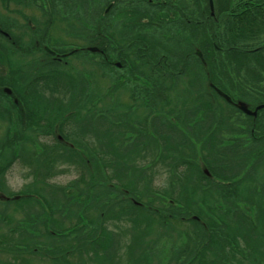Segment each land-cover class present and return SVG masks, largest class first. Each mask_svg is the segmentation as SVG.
<instances>
[{
    "label": "trees",
    "instance_id": "obj_1",
    "mask_svg": "<svg viewBox=\"0 0 264 264\" xmlns=\"http://www.w3.org/2000/svg\"><path fill=\"white\" fill-rule=\"evenodd\" d=\"M206 1L207 3L209 2V0ZM240 1L250 0H239L238 2ZM257 1H262V3H264V0ZM262 3L259 5L253 4L249 7L241 3L239 5L240 10L236 12L232 10L234 5L230 6L231 0H214L212 7L209 3L207 4L208 13L210 12L207 23H209L210 30L205 37L206 40L204 42L199 41L198 44L199 50L203 53V58L196 54L198 49H191L195 60L190 66L188 81L184 82L183 80L187 72L188 61L184 63L182 69L180 68L176 72L170 73L167 66L161 67V65H163L162 56H159L157 61L151 60V63L156 66V68H160V72L156 75L149 76L147 74H141L140 76H142L146 82L151 83L155 92L164 90V88L167 87L168 90L170 88L171 91H174L173 94H175L171 97L165 95L158 96L164 103L158 110L151 111V115L155 120L163 119L165 118L164 116H171L176 124V126H174V123L170 125V121H168L169 125H166L167 129L160 130V128H153V134L160 136L158 138L159 140H154V144L148 143L141 147L140 141L126 143L127 140L122 139L119 143L121 152L118 153L120 156L115 157L118 160L108 158L110 162L105 163V157H109L108 151L106 150L108 144L102 143L100 139L98 140L99 144L88 140L85 135L89 132L90 125L85 123V126L88 127L82 126L80 131H77L72 138L71 134L60 125V122H54L52 124L51 128L54 127L52 137L55 144L58 146L64 147L65 149H67V147L71 149L74 148L76 151L87 150V152H89V148L92 147L90 149L94 154V160L89 155L87 159L82 156L80 160V154L73 151L77 157L75 161L73 160V156L68 152L61 153L57 161L76 162L78 165L81 164L84 174H80L79 181L84 183L85 186H88L90 181L88 182L86 180V176H91L92 180L99 181V186L104 188L103 190L95 189L97 190L94 196L96 199L95 207L98 210V214L95 217L88 214V205L82 203L81 199H83V196L78 192V180H73L65 185L55 184L51 180L52 176L55 174V172L52 174V171L55 170V164L50 167L45 166V170L42 172L38 170L36 166L34 168L37 160L34 158L30 159L23 149L26 143L32 145H49L47 142L39 143L37 141L36 138L39 137L40 134H36L34 139L29 132H26L32 126L31 122L35 120L34 106L30 101L20 99L14 91L18 89V87L6 80L8 74L6 70L8 69L9 76L12 74H23L25 72L23 69L18 71L14 70L13 64L22 58L21 53H28L30 55L31 50L26 52V50L19 49V47H11L3 43L0 44V49L3 48L7 53L5 55V64H1L0 66V85L9 86L11 89L13 88L12 94L0 92V96L5 94L18 100L16 103L12 100L7 107L9 111L11 109L15 110V114H17L15 124L16 130H13L12 133V135L16 134V136L14 135L11 137V128H9L6 137L7 140L9 137L10 139L16 138V141L17 139L25 140L24 144H21L20 140L17 141L18 144H16L14 148V151L17 150V154L8 160V163L4 165L3 169H0V253L11 254L12 256L10 255V257H13V261H15L16 264H31L32 259L29 256L38 254L45 257L42 255L44 254L42 247L44 244H47L45 242L50 241V244L55 243L58 245L57 248L51 249L50 255L47 256L51 261H54V264H68L67 259L70 256L77 258V261H74L72 264H123V258H118L120 261L116 263L118 255H114L112 261H109L108 256L103 258L104 256L101 255V253L105 254V250L102 249L100 252V248H107L109 245V243H107L109 240H107L106 237L113 239L110 234L112 233L117 234V236L122 239L128 238L130 234L132 236V231L128 228V223H133V225H135L141 222H147L148 225H150L153 219H149L154 216H160L159 220L162 222L164 229L168 228L171 230L170 224L174 220H176V223L187 222L190 224L188 229L182 234L186 238V251L183 250L186 253L184 254L183 251H180V248H177L178 243L176 239V242H174V249H179L180 252L177 255L176 250L171 262L169 261L166 264H196L195 262H197V264H259L263 261L264 231L258 228V226L262 227V221L264 220V184H261L260 181L257 182L258 178H256V175L258 176V174H254V176L252 174L260 164L264 163V101L257 104L256 96L250 93L252 88H257V86L253 85L254 83L260 85L259 83L264 80L262 75L264 74V41H259L264 38V8H260L264 6ZM238 4L235 5L238 6ZM111 7L112 6L109 7V10ZM198 10L201 11L199 15L205 17L204 12L207 13L205 7H200ZM230 10H232L233 13H230ZM192 13L194 14L195 12ZM1 28L2 27H0V29ZM11 30L12 29L7 28L6 32H10ZM13 35L16 34L9 35L7 39L9 43L13 42L9 41L13 38ZM42 35L44 36H41L42 39L40 38V40H43V42L37 45L39 50H35L36 53L38 51L41 52L43 49L45 52L43 56L37 54L38 61L50 57L52 54H58L55 52V49V53H52L51 50L47 48L48 46H45L47 45L46 42L49 38V34ZM17 37L19 38V36ZM253 39L260 44L252 48H245L246 42ZM94 40L97 42L94 46H98L99 43L106 41V39L103 41L100 39ZM98 40H100V42ZM32 41L33 40H31V43ZM244 42L245 46L243 47L241 43ZM115 44L118 45L117 42H115ZM34 47H36V45ZM99 47L98 50H90V54L100 55L101 58H110L107 49L101 46ZM155 47L156 46L149 43L146 49L152 50ZM40 48H42V50H40ZM133 48L135 51L138 50V47H132L129 50H124L116 54L113 65L119 68L131 67L136 61L133 57H129L131 56L130 51ZM201 48H205V51ZM216 52L225 54V60L220 58V62H215L213 59ZM193 55H191V57ZM13 57H17V59H13ZM184 57L188 58L189 56L185 54ZM147 58L149 59L148 55ZM35 59L36 57L28 63L30 71L32 70V64ZM52 60L55 62L58 61ZM240 60L244 61V64H235ZM46 66V64L41 65V67ZM198 67H202L203 71H200ZM226 67L229 68V70H227ZM230 73L235 74L234 79ZM57 75L58 73L54 68L49 70V74H45V76L42 77V81L45 82L44 85L52 80L56 84V88H64V95L71 96V105L77 104V102L73 103V89L75 87H70L71 82H68L69 89L67 88V84H58ZM24 77L27 80L29 79L27 75ZM168 77H171L170 80ZM108 79L111 84L114 83L116 88L120 86L117 83V79ZM235 81H237V83H235ZM252 85L253 87H251ZM216 87L227 93L232 98V103L222 98L217 93ZM140 91L142 90L139 87L135 90L132 89V92L137 96L143 95ZM85 93L84 91L82 98H84L85 107H87L93 103L94 99ZM239 101H244L252 110L258 106L262 107L256 111V114H247L237 105ZM97 102H105L106 105V101L99 100ZM151 103H153V101ZM107 104L109 107H115V109H110L108 111V115L111 112L113 117L118 118L119 123L116 127H121V130H118V134L121 136L126 135V133L130 131L127 118L135 114L138 108L136 107L134 110L133 106L128 107L127 105H122L118 100L114 102L113 99L109 101V103L107 102ZM153 104L156 105L155 103ZM222 104L231 111L235 110L242 115L245 119H241V121H244L245 124H247L246 122L248 121L250 122L251 125L246 132L248 135L247 137H240V139H238L240 135H243L242 130L239 134L232 135L235 130L234 128H230L232 124L228 123L230 119L229 113H227L228 111ZM136 105L140 106V102ZM146 105L147 102L144 101L141 107ZM79 108L80 100L73 109L78 110ZM157 108L158 107H156V109ZM5 109V106L0 102V113L4 112ZM200 112L203 117L202 119H205V122L202 124L198 123L200 119L196 116ZM72 115L73 113L69 111L66 112L68 118L72 117ZM104 116L105 114L101 108L95 106L92 110V114L88 116V122L93 123L102 121L103 123L101 126H107L111 123V120H101ZM45 120L46 118L37 123H41ZM205 123H207L206 128L211 127L209 133H206V128H204ZM135 124L138 126L137 122ZM218 124H220V127H218ZM35 125L36 124H34V126ZM92 126L95 128L98 127V124H93ZM223 126H225L223 134L230 135V137H233L234 141L241 140L238 143L230 145L231 148H229V152L234 154V158L240 157L241 160L245 161L243 165L239 163L237 164L238 166H234L229 174H226V172L232 168V165L225 166L223 171L222 168L218 167V164L213 160L210 154V152L217 150V148L210 149V146L213 147L212 139L214 133L217 132V129L221 130ZM133 130L135 134H146V130L139 126H134ZM35 132L37 133V128ZM175 133L179 135V140L174 135ZM174 138H177L178 141L171 146V141ZM76 139H80L81 141L78 142ZM230 139L231 138H227L226 140L230 141ZM221 140L225 141L224 139ZM85 143L88 145L87 148L84 147ZM239 144L247 147V155L244 151L242 152V150L239 149ZM114 145L115 143L109 144L111 147ZM253 145H259L261 147L254 151L251 149ZM39 147L41 149L40 154L45 152L49 155L52 152L49 146ZM186 147L191 149L190 152ZM171 148L172 151L169 152ZM198 152L200 153L198 154ZM241 152L247 156L246 159L241 157ZM253 154L254 157H252ZM251 158L253 159L252 162H254L253 166L247 168L248 164L246 160L249 163ZM19 159H21L22 165H27L29 167L28 176H26V178L30 179L29 173L31 168V174L34 176L35 172V178L41 175L39 177L40 180L45 183V186L49 185L47 187H49L50 190L47 194L55 195L53 193L59 191L64 200L57 199L52 201L44 197L45 195H43L40 190L32 191L34 187H28L29 184L23 189H20V191L12 190L7 183L6 171ZM98 159L104 162V174L98 166L96 169L97 173H95L93 161ZM119 159L124 160L126 163H122ZM136 161L139 165H136ZM21 163L19 162V164ZM111 163H113V165H108ZM159 165H163V168H168L169 170L165 169L168 173L169 171H174L173 176L170 178L169 186L176 182L179 184L183 182L185 188L187 181H191L195 185L194 191L186 193V191L181 188V184L180 189H176L175 186H172L174 188V190L172 188L173 192H170L169 189L166 188L167 185L161 187L155 186L156 188L152 185L151 187L150 184H153V177L156 175L154 170ZM110 167H113L112 172H109ZM191 169L193 171H191ZM87 172L88 175L86 174ZM94 174L95 176L93 177ZM143 174L145 176H143ZM249 176H251V179L247 181ZM105 179L109 180V182ZM204 181H206L207 184L202 183ZM139 183L145 184L147 188H151L149 196H147L148 194H144L145 192L136 190L138 185H140ZM131 186L135 187L133 191ZM76 192L80 195V199H78V201L72 200L73 202H71V195ZM108 192L114 193L113 196H115V198L113 200L107 195ZM127 194L136 201V204L134 203L135 206H132L133 208L131 206V208L127 207L129 205H123V202L126 201L125 197ZM123 196L125 197L122 198ZM146 198L149 199L146 200ZM220 200L230 202L234 208L218 211L219 207L217 208L216 202ZM29 201L39 204L44 213L42 215H33L32 219L27 220V223L29 222L31 226H28V229H22L28 237L35 242H33L31 246H24L21 243H17V245L22 247L11 246L12 237H14L17 232L20 233L21 231L13 227L5 226L11 221V217L7 212L10 211V209L14 211L21 209L28 214L30 213V209L29 207L25 208L24 204H28ZM161 201L163 203L169 201L171 203V208L168 210L162 205L160 207L157 203H161ZM200 203L205 206L201 207ZM241 203L256 208V216L259 222L257 225L252 223L241 207L239 209ZM74 206H78V208L75 210L73 209ZM59 207L66 211V213L62 212L65 215H61L60 217L63 218L58 217L57 219L55 218V214L62 210H60ZM116 212H118L117 215H113V213ZM209 214L213 216L210 217ZM35 216L37 218H35ZM41 217L44 218L38 222L37 219ZM215 219L217 220L215 221ZM224 223L226 229L223 228ZM109 227L113 229L109 230ZM31 232H38V234L34 233L35 235H32ZM166 233L170 235L168 232ZM69 236L72 237L70 240L67 239ZM45 238H47V240H45ZM61 243L62 245L66 243V246H62ZM208 244H211L212 247L215 246L218 251H215L214 254L210 256L204 254L208 251L206 247ZM192 245L194 247L197 245V248H200L203 253L196 249V253L194 254L189 248ZM124 248L123 253L125 254V251L133 247L129 244V246L126 245ZM14 250H17L16 253H14ZM133 253L134 252L127 253V260L129 255L133 257ZM133 261L134 259H131L129 262L133 263Z\"/></svg>",
    "mask_w": 264,
    "mask_h": 264
},
{
    "label": "rangeland",
    "instance_id": "obj_2",
    "mask_svg": "<svg viewBox=\"0 0 264 264\" xmlns=\"http://www.w3.org/2000/svg\"><path fill=\"white\" fill-rule=\"evenodd\" d=\"M238 1L239 0H231L230 6L234 5L232 8L234 12L240 10L239 5L241 3H243L246 7L262 3V1L259 2L257 0ZM213 2L214 0H209L208 2L211 7L213 6ZM208 3L206 0H0V27H2L0 29V44L3 43L11 47H19V49L26 50V52L31 50L30 55L28 53H21L22 58L13 64L14 70L18 71L23 69L25 72L23 74H12L9 76L8 69L6 70L8 73L6 80L18 87V89H15L14 91L20 99L28 100L34 106L35 120L31 122L32 126L26 132H29L34 139L36 134H40L39 137L36 138L39 143H49V145H32L30 143H26L23 149L26 151L30 159L34 158L37 160L34 168L36 166L37 169L42 172H44L45 166L50 167L55 164V170L52 171V174H54V172L55 174L51 178L52 182L55 184L58 183V185H65L73 180H78V192L83 196V199H81L82 203L88 205V214L90 216L95 217L98 214V210L95 207L96 199L94 196L97 191L95 189L103 190L104 188L99 186V181L97 182L92 180L91 176V180L89 176H86V180L88 182L90 181L88 186H85L84 183L79 181L80 174H84L82 172L83 168L81 167V164L78 165L76 162L57 161L60 158L61 153L67 152L73 156V160L75 161L77 157L73 151H76V149L74 150V148L71 149L68 147L65 149L64 147H60L55 144L52 137V132L54 130V127L51 128L52 124L54 122H60V125L71 134L72 138L75 136L77 131H80L82 126H85V123L90 125V130L85 135L88 140L99 144L98 140L100 139L102 143L108 144V146H106V150L108 151L109 157H105V163L110 162L108 158L118 160L115 157L120 156L118 153L121 152L119 143L122 139L127 140L126 143L140 141L141 147L148 143L154 144V140H159L158 138L160 136L153 134V128H160V130L167 129L166 125H169L168 121H170V125L174 123V126H176V124L171 116H164L165 118L163 119L155 120L151 115V111L158 110L164 103L158 96L165 95L167 97H171L175 94H173L174 91H171L170 88L168 90L167 87L164 88V90L155 92L151 83L146 82V80H144L140 75L147 74L151 76L158 74V72H160V68H156V66L151 63V60L157 61L159 56H162L163 65H161V67L167 66L170 73H174L180 68L182 69L184 63L188 61L187 72L183 77L184 82L188 81L190 76V66L195 60L191 49H199V41L204 42L206 40L205 37L208 35L210 30L209 23H207L210 14V12L208 13ZM235 4H238V6ZM263 4L264 3H262V5ZM110 6L112 7L109 10ZM200 7H205L207 12H204L205 17H201L199 15L201 11L198 10V8ZM260 8L263 9L264 6ZM232 10L229 12L233 13ZM192 12L195 13L193 14ZM7 28L12 30L10 32H6ZM41 32L42 34H49L47 42L45 40L47 44L45 46H48L47 48H49L52 53L57 52L58 54H52V56L38 61L37 54L43 56V53L45 52L42 48H40V50H42L41 52L38 51L36 53L35 50H39L37 45L43 42V40H40V38L42 39L41 36H44ZM11 34H16L19 38L16 35H13V38L9 40L10 42H13L9 43L7 39ZM94 39H100L101 41L106 39V41H103V45L100 46L107 49L110 58H101L100 55L90 54V49L94 50V45L97 43ZM31 40H33L32 43ZM100 40L98 41L100 42ZM259 41H264V38ZM115 42H117L118 45H116ZM149 43L156 47L152 50L146 49ZM259 44L260 43L258 41L253 39L246 42L245 48H252L253 46ZM35 45L36 47H34ZM241 45L244 47L245 42L241 43ZM132 47H138V50L135 51L133 48L130 51L131 56L129 57H133L136 60L131 67H115L113 62L116 59V54L124 50H129ZM2 49H0V66L1 64H5V55L7 54L6 51L4 49L2 51ZM54 49L56 50L55 52ZM201 49L205 51V48ZM185 54H188L189 57H184ZM147 55L149 56V59L147 58ZM191 55L193 56L191 57ZM224 55L225 54L223 53L216 52L213 60H215V62H220V58L225 60ZM35 57L36 59L33 61L32 70L30 71L28 63ZM13 59H17V57H13ZM52 59L58 61L55 62ZM42 64H46L47 66L41 67ZM235 64H244V61L240 60ZM52 68H54V70L58 73V84H67V88L69 89L68 82H71L70 87H75L73 89V103L77 102L78 104L80 100V108L78 110L73 109V107L77 104L71 105V96L64 95V88H56V84L52 80L44 85L45 82L42 81V77H44L45 74H49V70ZM201 68L198 67L200 71H203V68ZM227 70H229V68H227ZM25 75L29 77L28 80L25 79ZM230 75L234 79L235 74L230 73ZM262 75L264 77V74ZM108 78H113V80L117 79V83L120 86L116 88L114 83L111 84ZM170 78L171 77H168L169 80ZM235 83H237V81H235ZM259 84L260 85H258V83H254L253 85L257 86V88H252L250 92L252 95L256 96L257 104L264 101V87H260L264 86V80ZM253 85L251 87H253ZM138 87L142 90L140 91V93L143 94L142 96H137L132 92V89L135 90ZM8 89L9 88H6V86L0 85V92L11 94V90L9 93L7 91ZM84 91L86 92V95H89V97L94 99L93 103L90 106H87L90 108L85 107V100L82 98ZM5 94L0 96V102L6 108L4 112L0 113V169H3L4 165L8 163V160L17 154V150L14 151L15 145L18 144L17 141L20 140L21 144L25 143V140L23 139H17L16 141V138L10 139L9 137L7 140L6 136L9 128H11V137L14 135L16 136V134L12 135V133L13 130H16L15 124L17 114H15V110L11 109L9 111L7 109L8 104L12 100L16 101V99ZM112 99L114 102L118 100L119 103L127 105L128 107L133 106L134 110L136 107L138 108L136 109L135 114L130 115V117L127 118V124L130 126V131H128L124 136L118 134V130H121V127H116L119 123L118 118L113 117L111 112L108 115V111L110 109H115L114 106L109 107L107 104V102L109 103ZM99 100L106 101V105L105 102H97ZM144 101L147 102V105L141 107V104ZM152 101L156 105L151 103ZM139 102L140 106L136 105ZM95 106L101 108L105 114L101 120H111L109 125L101 126L103 123L102 121H96L93 123L88 122V116L92 114V110ZM155 106L158 108L156 109ZM222 106L226 108L228 111L227 113H229L230 119L228 123L232 124V127H229L234 128L235 130L232 135H237L242 130L243 135H240L238 139H240V137H247L248 135L246 132L251 125L250 122L248 121L246 122L247 124H245L244 121H241V119H245L242 115L237 113L235 110H232V112L224 104H222ZM68 111L73 113L70 118L66 116V112ZM188 115L190 116L189 113ZM196 116L200 119V121H198L199 124L205 122V119H202L203 117L201 116V112ZM44 118H46L45 121L37 123L42 121ZM136 122L139 127L146 130V134H135L133 127H138L135 124ZM34 124H36V127ZM93 124H98V127L94 128L92 126ZM219 125L220 124H218V127H220ZM206 126L207 123L204 124V128H206ZM36 128L37 133L35 132ZM224 128L225 126H223L221 130L217 129V132L214 133L212 139L213 147L210 146V149L217 148V150L210 152V154L212 155L213 160L218 164V167L222 168L223 171L225 166L232 165V168L226 172V174H229L233 170L234 166L239 163L243 165L245 161L241 160L240 157L234 158V154L229 152V148H231L230 145L238 143L241 140L234 141L233 137H230V135L223 134ZM210 130L211 127L206 128V133H209ZM174 135L178 138V140L180 139L177 133ZM177 138L172 139L171 146L178 141ZM227 138H231L230 141L226 140ZM221 139H224L225 141H222ZM76 140L78 142L81 141L80 139ZM110 143H115V145L111 147L109 146ZM39 146H49L51 147L50 150H52V152L49 155L45 152L40 154L41 149ZM87 146L88 145L85 143L84 147L87 148ZM260 147L261 146L259 145H253L251 146V149L255 151ZM90 148L89 152H87V150L76 151L80 154V160L82 156L87 159L88 155L94 160V154ZM186 149L189 152L191 150L189 147H186ZM239 149H241L242 152L244 151L246 155L248 154L246 153V146L241 144ZM171 151L172 148L169 152ZM242 152L240 153L241 157L246 159L247 156L242 154ZM199 153L200 152H198V154ZM252 157H254V154ZM18 161L21 163V159ZM18 161H16L12 167H9L6 171L7 183L12 190L20 191V189H23L29 184L28 187H34L32 191L40 190V192L45 195L44 197H47L52 201L57 199L64 200L59 191L53 193L55 195L47 194L50 190L49 187H47L49 185L46 184L47 186H45V183L40 180L39 177L41 175L35 178V172L33 176L31 174V168L29 173L30 179L26 178V176H28L27 173L29 172V167L27 165H22V163L19 164ZM120 161L124 164L126 163L122 159ZM252 161V158L249 163L246 160L248 164L247 168L253 166L254 162ZM103 163L104 162L100 159L93 161L95 173H97V166L102 171H105ZM108 165H113V163ZM136 165H139L137 161ZM112 169L113 167H110L109 172H112ZM165 169L168 168H163V165H159L155 168L154 172L156 175L153 177V184H150V186L152 187L153 185V187H161L167 185L166 188L169 189L170 192L172 191V186H175L176 189H180L181 183L179 184L178 182L169 186V181L171 176H173L174 171H169L168 173ZM191 171L193 170L191 169ZM86 174L88 175V172ZM254 174H258V176L256 175V178H258L257 182L260 181L261 184H264V163L260 164L259 167L254 170L252 175L254 176ZM94 176L95 174L93 177ZM143 176L145 175L143 174ZM251 176L247 178V181L251 179ZM105 180L109 182V180ZM202 183H206V181ZM194 187L195 185L191 181H187L185 188L184 183L182 182L181 184V188L184 189L186 193L194 191ZM131 188L133 191V188L135 187L131 186ZM136 190L145 192L144 194H148L147 196L151 193V188H147V186L142 183L138 185ZM113 194V192L107 193L112 200L115 198ZM124 197L125 196L122 198ZM67 198L70 199L69 197ZM71 198V202H73L72 200L78 201V199H80V195L76 192L71 195ZM125 198L126 201L123 202L124 206L129 205L127 206L129 208L135 206L134 203L136 204V201L129 194H127ZM147 199L149 198H146V200ZM229 203L230 202H225L224 200L216 202L217 208L219 207L218 211L234 208L233 205ZM157 204L160 207L161 205L164 206V208L168 210L171 208V203L169 201L165 203L161 201V203ZM200 206L204 207L205 205L200 203ZM24 207H29L30 213L26 214L21 209L17 211L10 209V211L7 212V214L11 217V221L5 226L13 227L16 230L21 231L20 233L17 232L16 235L12 237L11 246L14 247H22L18 246L17 243H21L24 246H31L33 242H35L33 239H30L23 230L28 229L31 226L29 222L27 223V220L32 219L33 215L44 214L41 206L39 204L32 203L31 201H29L28 204H24ZM240 207L246 216L250 218L252 223H254V225L259 223L255 207H249L245 203H241L239 205V209ZM77 208L78 206L73 207L75 210ZM59 209L61 210L62 208L59 207ZM62 212L66 213V211L62 209L60 212L55 214V218H63L60 217L61 215H65ZM117 213L118 212L113 213V215H117ZM212 216L213 215H210V217ZM35 218L37 217L35 216ZM43 218L44 217H41L37 219V221L40 222ZM152 219L153 222L150 225H148L147 222H141L135 225H133V223H128V228L132 231V236L130 234L128 238L122 239L118 237L117 234L110 233L113 239L106 237V239L109 240L107 241V243H109L108 247L100 248V252L102 249L105 250V254L101 253V255L104 256L103 258L108 256L109 261H112L114 259V255H118L116 263H119L120 261L118 258H123V264H166L169 261L171 262L176 250V254L178 255L180 251L186 249V238L182 234H184L190 224L187 222L176 223V220H174L170 224V230L168 228L164 229L162 222L159 220L160 216H154L149 220ZM216 220L217 219H215V221ZM223 228L226 229L225 223ZM258 228L264 231V220L262 221V227L258 226ZM108 229L112 230L113 228L109 227ZM34 233L38 234V232ZM34 233L31 232L32 235H35ZM71 238L72 237L69 236L67 239L70 240ZM176 239L178 243L177 248H180V251L179 249H174V242H176ZM45 240H47V238H45ZM45 243L47 244H44L42 247V251L44 253L42 255L45 257L33 254L29 256L32 259L31 264H54V261H51L47 256L50 255L51 249L57 248L58 245L55 243L50 244V241ZM129 244L133 248L125 251L124 254V247L126 245L129 246ZM62 246L65 247L66 243ZM206 247L208 250L204 253L206 255L210 256L213 255L215 251H218L217 248L215 246L212 247L211 244H208ZM189 248L194 254L196 253V249L197 251L203 253L200 248H197V245L196 247L192 245ZM16 251L17 250H14V253H16ZM129 252L134 253L133 257L129 255L127 260V253ZM185 253L186 252H184V254ZM10 255L11 254L8 253H0V264H16L15 261H13V257H10ZM131 259H134L133 263L129 262ZM74 261H77V258L72 256L67 259L68 264H72ZM195 263L197 264V262ZM259 264H264V260Z\"/></svg>",
    "mask_w": 264,
    "mask_h": 264
},
{
    "label": "water",
    "instance_id": "obj_3",
    "mask_svg": "<svg viewBox=\"0 0 264 264\" xmlns=\"http://www.w3.org/2000/svg\"><path fill=\"white\" fill-rule=\"evenodd\" d=\"M227 100H229V101H231V99L226 95V94H224L223 92H221V91H219ZM262 106H259V107H257L256 108V110L255 111H252V110H250L248 107H247V105L246 104H244V103H242L241 105H240V108L245 112V113H247V114H256V111H257V109H259V108H261Z\"/></svg>",
    "mask_w": 264,
    "mask_h": 264
},
{
    "label": "flooded vegetation",
    "instance_id": "obj_4",
    "mask_svg": "<svg viewBox=\"0 0 264 264\" xmlns=\"http://www.w3.org/2000/svg\"><path fill=\"white\" fill-rule=\"evenodd\" d=\"M99 43V42H98ZM100 45H103V42L102 43H99V45L97 46H95L94 47V50H98L100 47ZM47 49V48H46ZM48 50V49H47ZM90 50H92V49H90ZM48 51H50V50H48ZM6 88H10V90H11V94H12V89H11V87H9V86H6ZM10 90H7L9 93H10ZM15 101V100H14ZM18 100L16 99V101H15V103L17 102Z\"/></svg>",
    "mask_w": 264,
    "mask_h": 264
}]
</instances>
